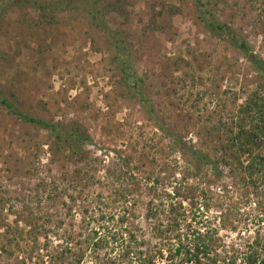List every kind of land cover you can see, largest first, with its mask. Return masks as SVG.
Returning a JSON list of instances; mask_svg holds the SVG:
<instances>
[{"label":"rangeland","instance_id":"obj_1","mask_svg":"<svg viewBox=\"0 0 264 264\" xmlns=\"http://www.w3.org/2000/svg\"><path fill=\"white\" fill-rule=\"evenodd\" d=\"M123 1L128 18L109 15V26L130 52L156 118L185 147L157 130L130 95L115 47L84 12L42 18L6 3L0 96L29 116L80 126L92 145L82 160H65L47 131L0 105V264H177L168 258L173 219L181 232L185 224L214 231L216 264H230L223 259L232 249L264 243V178L250 184L224 150L232 116L246 92L264 93L263 79L198 24L193 0ZM210 6L264 61V0ZM150 204L160 212L153 218ZM239 253L233 264H242Z\"/></svg>","mask_w":264,"mask_h":264},{"label":"trees","instance_id":"obj_2","mask_svg":"<svg viewBox=\"0 0 264 264\" xmlns=\"http://www.w3.org/2000/svg\"><path fill=\"white\" fill-rule=\"evenodd\" d=\"M193 1L197 11L198 24L211 36L218 38L227 46L238 51L252 67L253 71L264 81V61L254 54L247 42L241 39L233 29L218 20L210 6V0ZM6 3L8 5L12 4L13 7L28 6V8L38 12L42 18H52V15H56L55 13H63L65 11L84 12L90 23L99 29L107 37L110 44L115 47L117 53L114 56V62H116L120 75L127 87L131 85L129 88L132 90L130 95L134 96L157 130L176 142L180 150L185 147L181 140L176 138V135L171 133L156 118L154 109L148 105V100L143 91V80L137 75L129 60L130 52L122 42L120 34L109 26L107 21V16L109 15L128 18L123 0L113 2H104L103 0H3L0 3V10L6 7ZM0 105L4 107L8 114L19 119L22 123L47 131L54 139V146L58 154L62 155L65 160L74 158L82 160L83 155L86 153L85 146L92 145L89 136L78 125L65 126L29 116L1 96ZM227 131L228 134L224 139V150L236 162V166L243 171L250 184H255L254 177L264 178V93H261L259 89L245 93V99L232 116L231 126ZM189 152L193 158L206 166L209 165L216 176L220 174L216 162L192 148H189ZM223 163L228 165L227 161L223 160ZM152 206L153 204H150L148 210L151 218L160 213L156 207L152 208ZM161 207L163 206L160 205V209ZM173 222L172 226H169L170 231L175 232L172 238L168 239L169 242L174 243L171 245L172 248H168L169 261L174 262L178 257L179 262L177 264H202V260L208 261L210 264L218 262L217 256H211L217 240L213 230L206 232V234H200L197 230H192L193 226L191 224H185L184 232H181V225L178 221L173 219ZM124 235L121 234L123 237ZM127 235L130 240L135 241L136 238L132 233L127 232ZM183 241L186 245H183ZM259 246L260 249H257ZM247 247L241 254L238 250L232 249L231 256L223 260L228 259V263L233 264L236 261L235 253H239V255H242V264H264V243L259 245L258 241L254 240L251 246ZM140 259L141 257L137 261L140 262ZM79 261L77 260V262ZM146 261V263L143 261L141 264H153L151 259Z\"/></svg>","mask_w":264,"mask_h":264}]
</instances>
